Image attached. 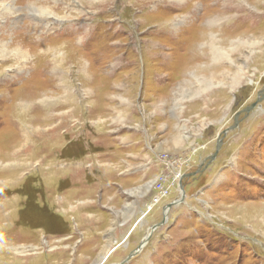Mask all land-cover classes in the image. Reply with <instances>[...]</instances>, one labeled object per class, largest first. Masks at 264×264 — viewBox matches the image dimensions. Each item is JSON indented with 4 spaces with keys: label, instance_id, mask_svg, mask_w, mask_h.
Listing matches in <instances>:
<instances>
[{
    "label": "rangeland",
    "instance_id": "1",
    "mask_svg": "<svg viewBox=\"0 0 264 264\" xmlns=\"http://www.w3.org/2000/svg\"><path fill=\"white\" fill-rule=\"evenodd\" d=\"M0 4V264H264V0Z\"/></svg>",
    "mask_w": 264,
    "mask_h": 264
},
{
    "label": "bare ground",
    "instance_id": "2",
    "mask_svg": "<svg viewBox=\"0 0 264 264\" xmlns=\"http://www.w3.org/2000/svg\"><path fill=\"white\" fill-rule=\"evenodd\" d=\"M12 4V3H11ZM6 5H3V4H0V7L2 8V7H5ZM6 9L4 10V11H6V12H2V13H6L7 14V12L9 13V11L10 10H13V6H6L5 7ZM38 12V11H37ZM3 45V44H2ZM6 50V49H5ZM17 50H18V48H17ZM29 50V49H28ZM4 52V51H3ZM6 52V51H5ZM2 53V52H1ZM26 54H25V57H27V56H29V53L28 52H25ZM18 55V54H17ZM16 55V56H17ZM20 58H24V54L22 55H20L19 56V60H20ZM209 71V70H208ZM215 102V101H214ZM23 106H27L26 104H25V101L23 100ZM45 104V103H44ZM22 105V104H21ZM30 105V104H29ZM28 105V106H29ZM72 105H74V110H79V111H82V107L80 106V105H78V104H76V103H72ZM43 107V106H42ZM88 110V109H87ZM94 112L93 111H91V113L90 114H93ZM64 115H65V118H67L69 115H71V114H69V115H67V114H54V116H52V117H54V118H56V119H62L63 117H64ZM101 123V122H100ZM48 128V127H47ZM61 128V125H56V126H54L53 128H51V129H49V130H46L47 132H50V133H52L51 134V137H52V139H56L57 138V140H56V142H57V144H56V148L53 150V152H52V155H54L55 156V162L53 163V162H50V164H46V165H44V162H45V160H44V162L43 161H41V162H39V165H42V167H43V175H44V178L45 179H47V178H50V179H52L53 177L52 176H56L57 174H60V172L61 171H63L62 169H63V167H62V163H61V161L62 160H60L61 159V148L59 147V139H60V137L58 136V130ZM39 129V128H38ZM41 129V128H40ZM30 132H32V134L30 133ZM30 132H28V134H27V136L29 137L30 135L32 136V138H34L35 137V134H36V137H40L41 135H40V133H35L34 134V132L33 131H30ZM58 133V134H57ZM44 135V134H43ZM48 135V134H47ZM63 138L65 137V135H61ZM30 138V137H29ZM50 138V137H49ZM31 139V138H30ZM61 140V139H60ZM30 141V140H29ZM45 144V143H44ZM47 145V144H46ZM50 146V145H49ZM43 147H44V145H43ZM42 147V148H43ZM50 148V147H49ZM48 148V149H49ZM39 151V150H38ZM49 152V151H48ZM61 154V155H60ZM60 155V156H59ZM100 156H102V155H100ZM99 157V156H98ZM39 158V157H38ZM97 158V157H96ZM51 159V158H50ZM94 159V158H93ZM57 160V161H56ZM15 162V161H14ZM10 163V162H9ZM17 163V162H16ZM47 163V162H46ZM15 165V164H14ZM18 165H20V164H18ZM38 165V166H39ZM16 166H17V164H16ZM19 168H21L22 169V165L19 167ZM79 167H76V168H73V169H65V171H72V170H74V169H78ZM17 169V168H16ZM14 170V169H13ZM46 170V171H45ZM44 171L46 172L45 174H44ZM50 172V173H49ZM55 173V174H54ZM41 177V176H40ZM16 178V177H15ZM60 179H58V181H59ZM60 181H62V180H60ZM45 183V182H44ZM45 186V185H44ZM50 187V186H49ZM51 189V188H50ZM56 189H57V187H56ZM56 191V190H55ZM60 191V190H59ZM46 192H47V190H46ZM48 193V192H47ZM58 193L59 192H57V193H55L56 195L55 196H57L58 195ZM61 195H63L62 193H61ZM62 200H64V198L62 199ZM65 202L66 203H64V204H60V206L62 205V207H60V208H63V206H66L67 205V201L65 200ZM69 204V203H68ZM56 205V204H55Z\"/></svg>",
    "mask_w": 264,
    "mask_h": 264
},
{
    "label": "water",
    "instance_id": "3",
    "mask_svg": "<svg viewBox=\"0 0 264 264\" xmlns=\"http://www.w3.org/2000/svg\"><path fill=\"white\" fill-rule=\"evenodd\" d=\"M256 105H257V103H256ZM256 106H255V104L254 105H252L251 107H249V108H247L244 112L245 113H249L253 108H255ZM243 112H240L239 114H237V116H236V118L238 119V117L242 114ZM237 125H238V120H236L235 121V126L234 127H232L231 129H229L228 131H230V130H234L236 127H237ZM228 131H226V132H224L223 134L225 135ZM221 144H222V142H218V144H217V151H216V153L211 157V159L209 160V163H211V162H213L214 161V159L217 157V155H218V152H219V149H220V147H221ZM200 171L198 170L196 173L198 174ZM183 178H185V176L183 177ZM184 201H183V199L180 201V203H183ZM175 203V202H174ZM175 204H171V205H168V206H166L165 208H164V214H166V212L168 211V210H170L173 206H174ZM140 221V220H139ZM164 221L166 222V217H165V215H164ZM165 222H162L161 224H159V225H155V226H153L152 228H151V232H150V234L148 235V237L140 244V246H138V248L134 251V252H132L131 254H129V256H128V258L125 260V261H123L121 264H126V263H128L129 261H130V259H132L134 256H136L138 253H140L141 251H142V249H143V247L148 243V241L151 239V237H152V235H153V233L155 232V230H157L158 228H160L161 226H163L164 225V223ZM130 235V234H129ZM129 237V236H128ZM115 250V249H114ZM113 250V251H114ZM113 251H111V253L113 252ZM110 253V254H111Z\"/></svg>",
    "mask_w": 264,
    "mask_h": 264
},
{
    "label": "crops",
    "instance_id": "4",
    "mask_svg": "<svg viewBox=\"0 0 264 264\" xmlns=\"http://www.w3.org/2000/svg\"><path fill=\"white\" fill-rule=\"evenodd\" d=\"M168 205H171V204H168ZM168 205H166V206H168ZM165 206V207H166ZM163 212H164V210H163ZM148 213H142V215L140 216V218H136L137 219V221H136V223L140 220V222L146 217V215H147ZM136 216H138V215H135V216H133V214H130V213H128L127 214V222H128V224L131 222V220L133 219V218H135ZM135 223V224H136ZM133 225V224H132ZM132 225L129 227V228H131L132 227ZM134 226V225H133ZM136 226V225H135ZM132 229H130L128 232H130Z\"/></svg>",
    "mask_w": 264,
    "mask_h": 264
},
{
    "label": "built area",
    "instance_id": "5",
    "mask_svg": "<svg viewBox=\"0 0 264 264\" xmlns=\"http://www.w3.org/2000/svg\"><path fill=\"white\" fill-rule=\"evenodd\" d=\"M156 183L158 185V188L160 189V191H159L160 195L166 196L167 193H168V191L162 188L163 187V184H164V179L163 178H160L159 181L156 182Z\"/></svg>",
    "mask_w": 264,
    "mask_h": 264
}]
</instances>
